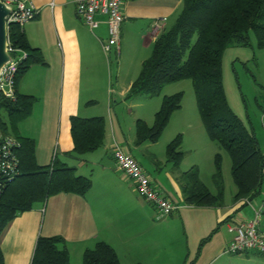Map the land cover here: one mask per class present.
Returning a JSON list of instances; mask_svg holds the SVG:
<instances>
[{"label":"crops","instance_id":"obj_1","mask_svg":"<svg viewBox=\"0 0 264 264\" xmlns=\"http://www.w3.org/2000/svg\"><path fill=\"white\" fill-rule=\"evenodd\" d=\"M32 2L38 13L23 29L30 45L41 50L44 63L32 65L18 81L20 94L36 98L18 133L35 141L40 165L74 168L76 176L91 179L92 187L85 196L56 193L14 218L0 238L5 264H31L38 238L56 235L66 240L72 264H82L84 252L100 241L115 249L121 264H264V254L227 251L234 237L229 226L254 218L258 209L264 231V188L250 203L235 201V188L229 195L225 190L221 206L190 205L184 196V174L194 166L202 171L196 154L184 159L181 147L184 156L175 164L168 161L166 147H159L160 139L136 143V121L152 124L158 107L152 104L146 110L142 98L128 103L141 97L128 98V91L152 53L157 38L152 23L166 17L165 28L171 26L183 0H125L120 54L104 49V15L96 16L99 26L91 29L78 15L74 0ZM128 107L143 109L133 120L123 114ZM72 116L105 119V138L98 149L83 155L73 152ZM259 142L264 150V135ZM116 145L131 153L174 200L177 209L172 214L159 216L138 195L118 169ZM215 153L210 150L206 156L212 175ZM201 180L211 190L206 179Z\"/></svg>","mask_w":264,"mask_h":264},{"label":"trees","instance_id":"obj_2","mask_svg":"<svg viewBox=\"0 0 264 264\" xmlns=\"http://www.w3.org/2000/svg\"><path fill=\"white\" fill-rule=\"evenodd\" d=\"M264 0H183V6L172 25L156 38L151 55L143 61L141 71L132 83L128 98L158 95L169 83L191 79L198 109L210 139L228 152L232 160L231 175L237 191L234 200H254L264 184V150L254 133L232 110L225 91L222 57L232 45H251L250 32L256 36L258 48L264 49ZM12 43L28 52L17 76V84L29 68L44 63L40 49L30 45L23 27L12 24ZM181 92L164 96L153 125L137 120L136 143L157 142L172 114L181 108ZM36 98L18 92L16 102L0 99V132L15 136L21 147L17 151L20 174L0 197V238L7 225L35 203H44L59 192L85 196L92 187L90 178L76 176L74 168L40 165L36 159L35 141L22 137L18 125L33 111ZM103 117L72 116L73 152L83 155L98 149L105 138ZM181 135L167 146L168 161L178 164L183 158L179 150ZM221 155L214 159L212 175L216 192L200 179L196 167L184 174L185 201L196 206H221L225 182ZM203 245V242L201 246ZM200 246V248H201ZM0 264L5 257L0 243ZM31 264H72L62 236H40ZM82 264H121L115 249L105 241L87 249Z\"/></svg>","mask_w":264,"mask_h":264},{"label":"built area","instance_id":"obj_3","mask_svg":"<svg viewBox=\"0 0 264 264\" xmlns=\"http://www.w3.org/2000/svg\"><path fill=\"white\" fill-rule=\"evenodd\" d=\"M12 7V12L7 16L8 46L12 55L0 74L1 98L16 102L18 99L17 76L23 61L28 57V52L15 46L9 37L12 24L21 27L34 19L38 13L32 0H2ZM78 15L95 29L99 26L96 19L98 14L106 17L108 25V38L104 46L108 53L115 49L120 54L121 26L124 21L123 7L125 0H74ZM166 17L156 19L151 26L152 34L157 37L166 26ZM21 142L12 135H3L0 132V197L8 185L20 174V160L17 155ZM113 156L118 169L134 184L138 195L150 203L159 216L172 214L177 205L174 200L159 186L141 163L120 145H116ZM246 203L251 201L244 199ZM262 210L255 211L252 219L242 220L231 224L229 230L234 233L232 242L227 251L233 254L245 251H255L264 254V231L260 228Z\"/></svg>","mask_w":264,"mask_h":264},{"label":"rangeland","instance_id":"obj_4","mask_svg":"<svg viewBox=\"0 0 264 264\" xmlns=\"http://www.w3.org/2000/svg\"><path fill=\"white\" fill-rule=\"evenodd\" d=\"M250 37V46L232 45L226 49L222 57V72L226 95L232 110L244 121L248 129L254 131L258 140H260L264 135V49L258 48L253 31L250 32ZM179 92L183 94L182 106L178 109L179 111L177 110L178 112L175 111L177 113L172 114L176 118L174 117L171 120V116L170 124L168 123L160 137L159 147H166L167 150V144L178 135H181L179 149L182 151V147L185 151L184 159L196 154V161H200L203 168L201 171L198 166L194 167L197 168L200 179L201 176L206 179L205 181L212 191H215V186L212 178H210L212 177L210 167L209 169L206 168V156L208 151L215 150V155H221L225 190L229 195L236 188L231 175L232 160L227 151L210 139L201 119L191 79H181L169 83L158 95H141V97L129 99L127 102L130 103L133 100L142 98L146 110L152 104H155V109L158 107L159 110L164 96ZM130 109L133 115L129 112ZM141 109L143 108L128 107L123 111V114L129 115V119L135 120L138 117V110L141 113ZM154 121L155 116L153 123ZM153 123L150 125H153ZM135 124L137 125V121ZM200 173H202L201 176ZM262 188H264V184Z\"/></svg>","mask_w":264,"mask_h":264},{"label":"water","instance_id":"obj_5","mask_svg":"<svg viewBox=\"0 0 264 264\" xmlns=\"http://www.w3.org/2000/svg\"><path fill=\"white\" fill-rule=\"evenodd\" d=\"M12 12V7L0 0V74L3 67L12 60L8 46L7 16ZM1 99V92H0Z\"/></svg>","mask_w":264,"mask_h":264}]
</instances>
